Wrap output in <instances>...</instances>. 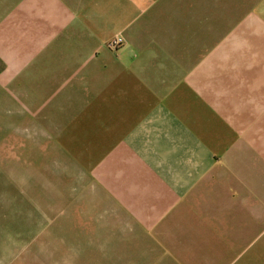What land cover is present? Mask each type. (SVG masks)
Here are the masks:
<instances>
[{
    "label": "crops",
    "instance_id": "1",
    "mask_svg": "<svg viewBox=\"0 0 264 264\" xmlns=\"http://www.w3.org/2000/svg\"><path fill=\"white\" fill-rule=\"evenodd\" d=\"M57 1L0 38L13 113L175 262L264 264V163L235 159L264 104V0Z\"/></svg>",
    "mask_w": 264,
    "mask_h": 264
},
{
    "label": "rangeland",
    "instance_id": "2",
    "mask_svg": "<svg viewBox=\"0 0 264 264\" xmlns=\"http://www.w3.org/2000/svg\"><path fill=\"white\" fill-rule=\"evenodd\" d=\"M45 6L0 0V38L6 29L11 51L16 16L39 26ZM1 83L0 73V264H190L175 262V248L157 246L152 232L135 231L112 192L69 157L57 134L13 113L12 82ZM258 115L235 159L264 163V104Z\"/></svg>",
    "mask_w": 264,
    "mask_h": 264
},
{
    "label": "built area",
    "instance_id": "3",
    "mask_svg": "<svg viewBox=\"0 0 264 264\" xmlns=\"http://www.w3.org/2000/svg\"><path fill=\"white\" fill-rule=\"evenodd\" d=\"M124 44V39L119 37L116 39H113L109 42V47H111L112 49H118L120 47H122Z\"/></svg>",
    "mask_w": 264,
    "mask_h": 264
}]
</instances>
